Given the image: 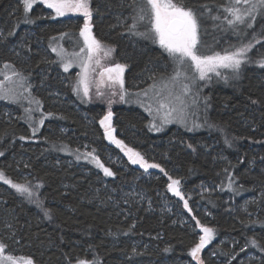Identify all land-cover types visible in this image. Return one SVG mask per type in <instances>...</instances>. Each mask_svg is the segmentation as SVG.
<instances>
[{
    "label": "trees",
    "instance_id": "trees-1",
    "mask_svg": "<svg viewBox=\"0 0 264 264\" xmlns=\"http://www.w3.org/2000/svg\"><path fill=\"white\" fill-rule=\"evenodd\" d=\"M183 2L211 8L201 20L199 54H223L248 43L254 34L259 43L249 53L253 62L242 65L238 75L227 70L197 79V128L190 116L186 126L155 131L144 110L122 103L112 108L120 139L149 163L160 165L151 169L153 174L141 175L142 168L130 162L124 149L110 147L112 153L107 152L110 140L99 123L106 109L103 103L96 95L78 96L73 77L63 70L60 77L55 69L59 65L50 44L53 37L67 33L63 42L68 49L78 39L83 47V17L54 18L45 14L41 3L25 14L20 0H0V68L7 63L24 74L43 102L31 113L38 123L44 119L42 129L33 133L25 112L30 105L0 98V171L14 182L29 183L35 193L29 201L0 181V241L7 253L30 256L34 264H76L77 259L96 264H190V249L199 238L198 220L216 233L203 252L205 264H264V68L255 63L264 57V14L252 29L233 31L222 19H212L223 16L219 5L228 0ZM90 3L93 31L102 44L94 54L103 53L102 60L110 61L107 65L124 64L127 85L143 87L153 73L158 78L169 75L158 69L171 61L159 44L129 32L131 0ZM109 48L113 51L106 56ZM93 57L88 76L98 70ZM41 83L44 88L37 92ZM56 92L61 97H54ZM9 105L16 116L7 114ZM67 130L89 142L115 175L80 173L75 166L80 162L71 153L74 138H68ZM89 167L96 168L94 163ZM168 177L181 181V203L187 200L188 208L175 204V211L168 210L174 198H180L168 189ZM132 188L145 197L139 200ZM44 209L50 210L51 219ZM253 238L260 247L248 244Z\"/></svg>",
    "mask_w": 264,
    "mask_h": 264
},
{
    "label": "snow or ice",
    "instance_id": "snow-or-ice-1",
    "mask_svg": "<svg viewBox=\"0 0 264 264\" xmlns=\"http://www.w3.org/2000/svg\"><path fill=\"white\" fill-rule=\"evenodd\" d=\"M22 3L25 14L30 12L34 4L41 3L46 5L48 9L53 10L55 17H63L68 13L82 15L84 23L79 30V35L83 38L84 47L80 49V53H84L85 50H87L88 60L91 61L92 55L102 49L101 41H99L92 32L91 21L93 10L90 0H22ZM219 7L223 9V16H214L212 19H222L227 27L233 31L238 28L241 29V31H243V29H252L253 23L256 21L258 15L264 14V0H228L227 4H221ZM129 8L131 9L130 19L132 21L128 27L129 32L144 39L152 40L154 43H158L160 48L167 53L174 65L173 74L171 76H162L158 83L154 80L153 84L149 86L153 91V98L158 105L157 112L163 110V123L165 124L170 122L168 118L173 113H178L183 116L189 110L190 105L188 97L192 95V88L190 84L183 82L182 77L183 79H190L192 81H194L196 77H189L187 74L188 71L194 69L195 72L199 74V80L204 81L205 79H211L209 73H215L217 76H220L221 73L219 69L231 70L233 74L238 75L242 65L253 62L249 53L254 48L255 44L259 43L255 34L253 35V39L249 40L248 43H242L239 47H235L234 50H224L223 54L219 52L213 55L199 54L201 20L203 19L205 10L211 12V8L208 5L188 6L185 5L183 0H180L179 3L174 2V0H131ZM25 22L34 23V20L26 19ZM141 27L144 28V31L139 30ZM66 35L68 34L61 33V38ZM260 36L264 38V32H262ZM55 39L56 38L53 37V40ZM52 51L57 52L61 61H64L65 53L63 49L58 50L57 48H53ZM111 51H113V49H107L105 55H110ZM76 55L79 56V54ZM97 63H99V61H97ZM255 63L264 68V57L256 60ZM70 66V62L63 64L65 71H68ZM81 66L84 70L83 75H81V79L77 82L73 91L79 93L80 87L83 85V94L84 96H88V65L82 63ZM9 68H13L11 75L5 72L3 79L0 80V98L16 99L14 90L6 87V84L16 83L17 81H14V77H19V82L22 83L23 77L14 70V66L5 63L4 69ZM124 69L125 65L115 64L112 67L104 69V71L100 73L102 78L105 73H107L109 81H112L113 84H119L121 89L119 97L121 101H125V97L128 95L127 91L124 90ZM224 79H227V77H224ZM97 94L103 95V93L100 92ZM116 94L115 92L113 93V95ZM143 95L147 97L148 91L145 90ZM32 102H35L39 108L40 101H30V103ZM112 102L111 99L108 101L109 110L99 121L104 128V135L118 147L125 150V154L132 164H139L146 170L148 168H160L159 164H150L144 159L141 153L135 151L133 148H129L123 140L117 139L113 135L115 129L112 127L111 123L113 117L111 111ZM191 103L195 104V99H192ZM148 110L151 111V108L149 107ZM25 112L29 114V119H31L32 110L25 109ZM52 115V113L44 114V116ZM43 123L44 119L41 118L39 124L43 125ZM152 127L155 128L156 131L161 130V128L156 127L155 124H153ZM36 131H38V128H33V133ZM21 139H25V137H21ZM225 142L227 143L228 141L226 140ZM189 147H191V145H189ZM61 150H66V146ZM76 151L79 152V149ZM94 153L95 149L85 153L83 157L77 155L76 159L79 160L83 158L88 160L91 158L90 162L94 163L97 168L102 169L105 176H114L115 173L110 168L106 167L101 162L99 156ZM0 155H3V153H0ZM161 171L164 170L161 168ZM165 175H167L166 172ZM168 179L171 181L167 186L168 189L174 192L176 196L184 199L179 187L181 181L179 179H172L171 177H168ZM0 180L11 185L17 193L24 196L29 201L34 200L35 193L29 183L14 182L12 179L5 176L3 171H0ZM231 186L230 183L229 187ZM39 187V184L36 185V188ZM40 206L42 207V205ZM184 207L188 208L187 200H184ZM189 211H191V209H189ZM44 215L51 219L50 210L44 209ZM196 225L200 228L202 234L199 235L198 242L190 249V254L195 260L199 261V264H204L203 260L200 258V253L206 245L212 242L216 233L213 228L200 224L198 220L196 221ZM8 227L11 226L9 225ZM248 244L260 247L257 240L254 238L250 239ZM6 249L7 245L0 241V264H34L30 256L17 258L12 255H4ZM261 250L264 251V247H261ZM165 251H168V249H165ZM132 252L136 254V249L133 248ZM76 264H96V261L77 259Z\"/></svg>",
    "mask_w": 264,
    "mask_h": 264
},
{
    "label": "rangeland",
    "instance_id": "rangeland-1",
    "mask_svg": "<svg viewBox=\"0 0 264 264\" xmlns=\"http://www.w3.org/2000/svg\"><path fill=\"white\" fill-rule=\"evenodd\" d=\"M20 2L22 3V0H20ZM91 4V3H90ZM44 5V4H43ZM46 11H45V14L46 15H53V17L55 18V13L53 10L51 9H48L46 5H44ZM73 14H76V13H68L66 14L65 16H63V18H66L68 15H73ZM80 15V14H78ZM82 16V15H81ZM57 18V17H56ZM74 19H77V17H75ZM82 22L84 23V18H82ZM83 23L80 25V27L83 26ZM91 24H92V32L94 34V31H93V23L91 21ZM95 35V34H94ZM96 37V36H95ZM63 40H65L64 38H61V37H57L55 40H52V42L50 44H52V49L53 48H57L58 50L60 49H63L64 50V53H65V59L64 61L62 62L60 57L58 56L57 52H54L55 54V57L57 59V63L59 65L58 68H55L57 70V74L61 76H64V74L62 73H66V74H69L73 77L74 79V82H75V86L77 85V82L81 79V75H83V68H82V63L83 64H87V65H90L92 64V61H89L88 60V53H87V50H85L84 53H80V49L82 47H79L80 45V39L76 40V43L74 44L73 48L72 49H68V47L66 46L65 42H63ZM39 46H42L41 44ZM84 47V46H83ZM99 52V51H98ZM76 54H79V56H77ZM95 59L96 60V63L97 61H99V63H97V66H98V70H97V73L96 75H90L88 76L87 74V85H88V88H89V94H91L92 97H94V95H96V101L97 102H101L103 103V106L106 107L105 109V112L103 114V116L108 112L109 110V104H108V101L111 100L113 101L112 104H111V111L113 113V107L115 105H118V104H124V105H128V106H133L135 108H138L140 110H144V112H146L150 118H151V123L152 125L155 124L156 127H160L161 129H163L165 126H170V125H183V126H186L188 124V119L190 120V116L192 117L194 121L193 123V127L194 128H197V122H196V119H195V104H192L191 101L192 99H194V89H195V86L197 84V79L199 78V74L195 72L194 69L188 71V76L189 77H192V76H195L196 79L194 81L190 80V79H183L182 77V80L184 83H188L190 84V87L192 88V95H190L188 97V101H189V110L183 115L181 116L180 114L178 113H173L168 119L170 122L168 123H163V110H161L160 112H157V107L158 105L156 104L154 98H153V91L152 89L149 87L150 85L153 84L155 78H156V82L158 83L161 79V77H154V73L153 74H150V76H148L147 78H145V84L143 87H140V84H135V83H132L130 85H127L126 83V80H125V71H126V66H125V69H124V72H123V80H124V90L127 91L128 95L125 97V101H121L120 100V97H119V92L121 91L120 89V86L119 84H113L112 81H109L107 76L108 74L105 73L104 77L102 78L100 73L104 71V69L108 68V67H112L114 66L115 64H121V63H115L114 65H111V64H108L107 65V62L110 63V61H108L106 58L102 60V56H103V53L101 54H93ZM92 55V56H93ZM93 57V58H94ZM107 61V62H106ZM70 62L71 63V66L68 68V71H65L64 70V67H63V64L64 63H68ZM121 65H124V64H121ZM3 66V65H1ZM173 62L170 61V63L166 62L165 64H162L159 66V71L163 70V71H168V76H171L173 74ZM14 70L18 73L21 74V77H23V81L22 83H20V78L19 77H14V81H17L16 83H7L6 84V87H9V88H12L14 90V93H15V96H16V99H4V98H1L3 100H6L7 102H14V103H19V101H26V103L28 105H30V108L32 111L37 108V104L35 102H32L30 103V101H34V100H38L37 96H36V93L33 92L34 89L31 87V85L29 84V82L26 80V77L24 76L23 73H21L20 71H17L15 68ZM64 72H63V71ZM172 70V71H171ZM13 71V68H9V69H4V67L0 68V80L3 79V75L5 72H7V74L11 75V72ZM220 73L223 72V71H227V69H219ZM82 73V74H81ZM209 75H215V73H209ZM164 77H168L166 75H163ZM59 77V76H58ZM158 78V79H157ZM44 85L43 83H41V85H39L37 87V92L41 90V88H44ZM83 85H81L80 87V91L78 94V96H81L82 93H83V88H82ZM129 90H128V89ZM147 90L148 91V96L145 97L143 95V92ZM100 92V93H103V95H98L97 93ZM117 93L116 95H113V93ZM53 96H60V94H58L57 92L56 93H53ZM62 98H64V96H62ZM38 101H40L41 103L42 100L39 99ZM56 101V100H55ZM2 105L4 103H1ZM40 107V106H39ZM149 107L151 108V111H149ZM7 114L11 115V116H16L17 114L14 113V111L10 108V105L9 107L7 106V110H6ZM40 115L42 116V112H40ZM86 118L88 119V121L94 123L95 121L92 119L90 120L87 116ZM114 119H115V115L113 113V117H112V127L115 129L113 135L117 138V139H120V136L118 135V131H117V127L115 126L114 124ZM27 120H28V123L33 127V128H38V131L42 129L43 125H40L38 123V121L36 120V116L34 113H31V119H29V114L27 113ZM100 121V120H99ZM103 127V126H102ZM155 130V128H154ZM156 131V130H155ZM66 132V135L69 136L68 138H74V145L72 148H74V151H72L71 153H75V157L77 155H80L81 157H83V155L87 152H91L93 149H92V146L90 145L89 142H86V141H83L81 140L80 138L78 137H73L74 135H71L69 134L70 132L65 131ZM121 140V139H120ZM110 146H109V151H107L108 153H112L111 152V149H118L120 147H118L115 143H113L112 141L109 142ZM107 148V147H106ZM79 149V152H77L76 150ZM125 151V150H124ZM67 153H70V151H66ZM95 155H98L96 153H94ZM103 156H107L108 158L112 157V155H103ZM122 156H124L122 154ZM99 158L101 160V162L106 166V163L104 162V157H101L99 155ZM91 158H89L88 160H85L83 158L77 160L78 162L80 163H77L75 166L76 168H79L80 170V173H85L87 175H91L92 173L96 174L97 177H100V175H104V172L102 169L100 168H95L94 170H89L91 167L90 164H92V162H90ZM73 161V160H72ZM71 160H68L67 163H74L72 162ZM131 162V161H130ZM151 164V163H150ZM95 165V164H94ZM139 167H141L139 164H135ZM96 166V165H95ZM142 169V173H147V174H153V171H151V169H156V168H148L147 170L143 167H141ZM104 179V178H103ZM0 181H3V180H0ZM171 182V181H170ZM134 187V186H133ZM181 188V186H179ZM181 191V189H180ZM132 192L134 193V195L136 197L139 198V200L141 198H144L145 197V194L142 192H140L139 190H137L136 188H132ZM174 193V192H173ZM182 193V192H181ZM172 197L174 198V196L172 195ZM182 199L181 198H178V199H175L174 198V204L172 203V205H168V210L169 211H175L174 210V206L175 204H181L182 206H184L182 203H181ZM248 200L245 201V203H247ZM245 207H246V204H245ZM178 208V206H177ZM182 218L183 215H184V212L183 210H180L179 211ZM197 231L199 232V235L202 234L201 230L197 229ZM228 240H221V242H227ZM207 248V245L205 246L204 249H202L201 253H200V258L203 260V252L206 250ZM4 255H12V256H15L13 254H9L7 253V251L4 253ZM250 257H253V255H249ZM17 258H20L21 256H15ZM235 257V256H234ZM204 262V260H203ZM189 264V263H187ZM190 264H199V261L195 260L193 258V263H190ZM205 264V263H204Z\"/></svg>",
    "mask_w": 264,
    "mask_h": 264
},
{
    "label": "bare ground",
    "instance_id": "bare-ground-1",
    "mask_svg": "<svg viewBox=\"0 0 264 264\" xmlns=\"http://www.w3.org/2000/svg\"><path fill=\"white\" fill-rule=\"evenodd\" d=\"M222 9V8H221ZM203 29V28H202ZM111 99V98H110Z\"/></svg>",
    "mask_w": 264,
    "mask_h": 264
}]
</instances>
